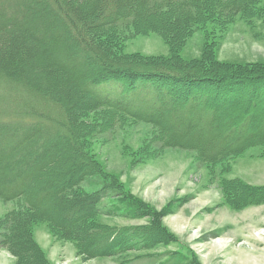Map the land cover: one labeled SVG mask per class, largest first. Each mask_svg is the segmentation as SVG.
Listing matches in <instances>:
<instances>
[{
    "label": "trees",
    "instance_id": "16d2710c",
    "mask_svg": "<svg viewBox=\"0 0 264 264\" xmlns=\"http://www.w3.org/2000/svg\"><path fill=\"white\" fill-rule=\"evenodd\" d=\"M257 3L0 0V200L14 203L0 218V248L15 264H52L34 239L38 222L85 259L197 263L194 253L158 251L182 244L162 223L165 209L131 194L94 152L128 123L154 129L140 154L192 152L232 210L264 204V185L223 175L249 148L264 155V62L216 55L218 32L258 15ZM198 30L200 57L183 59L181 46ZM148 32L169 55L122 53L120 41ZM233 95L238 104H227ZM115 217L147 222L119 226L108 221Z\"/></svg>",
    "mask_w": 264,
    "mask_h": 264
},
{
    "label": "rangeland",
    "instance_id": "374dc122",
    "mask_svg": "<svg viewBox=\"0 0 264 264\" xmlns=\"http://www.w3.org/2000/svg\"><path fill=\"white\" fill-rule=\"evenodd\" d=\"M256 8L258 15L237 16L227 29L218 30L219 61L264 62V0H258ZM204 38V30L190 35L181 46L180 56L186 60L200 57ZM119 45L123 54H170L169 45L156 32L130 33ZM234 97H228L227 104H238ZM153 130L150 124L128 123L108 141H96L94 152L106 171L117 176L131 194L156 210L165 209L162 223L182 244L170 243L158 251L180 250L187 256L194 253L196 264H264V204L229 208L216 180H211L210 168L198 165L190 151L168 148L154 156L140 154ZM260 152L257 147L247 149L229 161V172L223 175L264 185V155ZM214 169L220 171V166ZM13 208V202L0 200V218ZM108 221L130 226L145 224L147 218L115 217ZM33 236L52 264H117L110 257L83 258L70 241L55 238L44 222L35 224ZM0 264H15L6 249L0 248ZM132 264L150 263L144 259Z\"/></svg>",
    "mask_w": 264,
    "mask_h": 264
}]
</instances>
